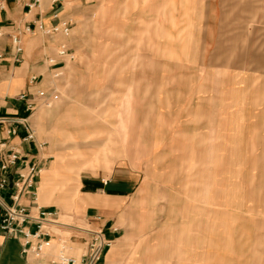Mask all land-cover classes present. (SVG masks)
Segmentation results:
<instances>
[{"label": "rangeland", "instance_id": "rangeland-1", "mask_svg": "<svg viewBox=\"0 0 264 264\" xmlns=\"http://www.w3.org/2000/svg\"><path fill=\"white\" fill-rule=\"evenodd\" d=\"M89 4L73 58L48 75L58 98L30 112L51 148L37 203L84 228L87 204L101 206L133 243L118 264H215L216 244L264 210V0ZM118 164L138 172L135 194L85 198L80 178Z\"/></svg>", "mask_w": 264, "mask_h": 264}, {"label": "crops", "instance_id": "crops-1", "mask_svg": "<svg viewBox=\"0 0 264 264\" xmlns=\"http://www.w3.org/2000/svg\"><path fill=\"white\" fill-rule=\"evenodd\" d=\"M91 1L0 0V143H4L6 148L17 150L24 162H35L40 167L41 179L39 177L36 190V200L39 203L45 202L44 193H47V184L52 180L50 171L45 169L48 158L45 150L51 149L49 142L35 131L32 139L25 140L22 125H17L15 134H8L7 123L3 120L13 117L25 118L34 130L30 121L32 110L26 109L24 100L19 96L25 94L28 98L33 97L36 103V92L39 89L54 88L56 93H59L57 88L60 85L48 79V75H52V67L48 65L46 58L56 56L60 44H65L67 49L74 51L77 39L72 33L73 23L76 18H83V13ZM62 22L70 24L69 33L66 35L60 31L47 34L38 27L42 25L43 28H49ZM12 36L18 37L21 46L19 53L14 49ZM16 57L19 59L16 60ZM90 159L91 155L88 153L87 162ZM18 168L19 163L10 168L11 178L16 176ZM139 182L136 170L127 164H118L109 173L82 176L79 188L89 201H112L135 194ZM0 197L5 203H10L8 189L0 191ZM71 201L75 204L82 202V199L74 194ZM262 201L264 202V197ZM20 202L32 206L30 194L22 196ZM96 204L88 203L86 206L82 222L86 223L87 227L65 226L63 224L66 223L58 218L60 225L53 228L59 233H53L51 241L57 243L63 233L66 253L74 258V264H86L88 239L90 231L94 229H98L103 237L109 240V245L96 264H118L121 260L120 251L133 246V243L121 242L125 233L119 232L112 218H101L100 213H104V209ZM60 217L62 219L64 215ZM246 218L247 224L241 229L239 234L242 237L238 238V241L216 244L215 264H264V210H260L258 205L254 206V210L248 209ZM56 251L57 246L52 245L39 256L30 252L24 253L18 238L0 233V264H58L54 260Z\"/></svg>", "mask_w": 264, "mask_h": 264}, {"label": "built area", "instance_id": "built-area-1", "mask_svg": "<svg viewBox=\"0 0 264 264\" xmlns=\"http://www.w3.org/2000/svg\"><path fill=\"white\" fill-rule=\"evenodd\" d=\"M38 27L47 34L60 31L66 35L70 30L68 22H62L60 25L49 28H43L42 25H38ZM11 40L15 51L19 53L21 46L18 37L12 36ZM72 58L73 54L69 52L65 44H60L56 50V56L46 58L48 65L52 67V76L59 77L62 73L64 60ZM18 59L19 57H16V60ZM19 97L24 100L26 109L31 111L35 104L34 98H28L25 94H20ZM36 97L45 105H50L53 100L58 98V94L54 88L39 89L36 92ZM3 121L7 123L8 134H15L17 125H22L25 130L24 139L28 140L34 137V130L25 118L13 117ZM18 163L19 168L16 176L11 178L9 175L10 168ZM39 173L40 167L35 162H24L17 150L6 148L4 143H0V191L8 189L10 199V203H5L0 197V233L8 237L18 238L22 245V251L24 253L30 252L34 256H39L52 247L51 237L53 233H57L53 228L60 225L56 222L58 214L55 209L37 203L35 179ZM26 194H30L32 206L20 202L21 197ZM90 232L86 264H96L101 259L104 249L109 245V240L105 239L98 230H91ZM57 243V253L54 260L58 264H74V258L66 253V240L62 235Z\"/></svg>", "mask_w": 264, "mask_h": 264}, {"label": "bare ground", "instance_id": "bare-ground-1", "mask_svg": "<svg viewBox=\"0 0 264 264\" xmlns=\"http://www.w3.org/2000/svg\"><path fill=\"white\" fill-rule=\"evenodd\" d=\"M56 222H57V220H56ZM58 223V222H57Z\"/></svg>", "mask_w": 264, "mask_h": 264}]
</instances>
